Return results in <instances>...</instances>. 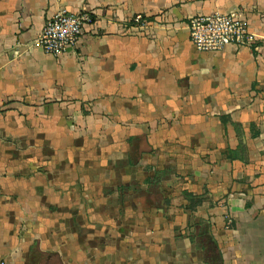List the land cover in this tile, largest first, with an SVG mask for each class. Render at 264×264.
<instances>
[{
    "label": "crops",
    "instance_id": "crops-1",
    "mask_svg": "<svg viewBox=\"0 0 264 264\" xmlns=\"http://www.w3.org/2000/svg\"><path fill=\"white\" fill-rule=\"evenodd\" d=\"M234 10L255 47L198 52ZM0 263L264 264V0H0Z\"/></svg>",
    "mask_w": 264,
    "mask_h": 264
},
{
    "label": "built area",
    "instance_id": "built-area-1",
    "mask_svg": "<svg viewBox=\"0 0 264 264\" xmlns=\"http://www.w3.org/2000/svg\"><path fill=\"white\" fill-rule=\"evenodd\" d=\"M132 22L139 27L144 25L141 16H135ZM90 23L91 16L85 11L57 12L44 23L33 45L55 58L75 53L83 29ZM185 25L189 41L198 52H219L227 46L251 49L257 44L256 36L249 30L245 16L239 10L194 15L187 18ZM27 52L28 49H24L20 55Z\"/></svg>",
    "mask_w": 264,
    "mask_h": 264
}]
</instances>
